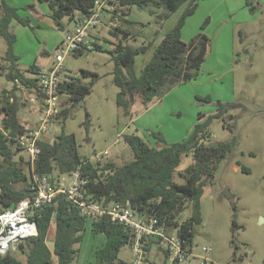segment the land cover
<instances>
[{"label":"trees","instance_id":"obj_1","mask_svg":"<svg viewBox=\"0 0 264 264\" xmlns=\"http://www.w3.org/2000/svg\"><path fill=\"white\" fill-rule=\"evenodd\" d=\"M48 3L52 18L63 27V18L69 16L77 21L89 15L95 7L96 0H38ZM200 0H114L119 20L127 21L123 15L128 14L133 6L143 8L152 5V13L160 25L184 4L176 24L166 32L162 40L155 44L149 42L140 46L130 45L120 36L114 44L116 60L114 81L118 86L116 102L124 109V114L131 119L138 111L132 107L139 105L147 109L153 102L161 100L165 93L180 83L196 79L211 50V38L205 32L210 19L207 18L198 32L189 42L182 38V29L186 19L194 14ZM160 9V10H158ZM115 14V15H116ZM106 16L103 14L102 19ZM13 18L27 24L28 20L19 14L18 8L11 6L7 0H0V36L7 41V49L1 68L7 69L6 78L12 82L11 90H4L0 96V211L15 207L22 199L33 195V174L47 175L54 186H59L62 176L70 174L81 165L82 175L87 177L86 196L89 200L98 201L108 207L114 203L133 206L145 217L156 216L168 227L177 228V234L183 248L193 253L195 226L203 222L202 198L208 183L215 177L219 164L234 150L237 139L216 141L212 136L210 124L213 119H223L224 125L234 128V122L226 121L225 114L233 102L222 99L214 100L211 94L197 95L199 100L216 103V111H200L198 121L189 135L181 141L168 142L161 130H149L156 140V145L134 133L124 134V139L134 152V159L123 164L113 160L94 161L84 157L79 150L75 134L65 131V121L72 114L73 108L92 92L93 81L84 83L76 78H63L60 91L66 94L70 104L61 108L54 117V122L63 123L62 131L52 140L45 136L38 142L40 152L31 162L29 154L17 143V136L29 128L21 121V103L15 93L17 85H26L31 93L41 95L37 78H30L17 66L18 56L14 54L16 36L10 31ZM115 18L113 17L112 20ZM124 34L128 31L116 26ZM118 35L116 31H113ZM93 49L104 50L102 44L93 43ZM154 48L152 57L137 73L135 59L141 53ZM87 46L76 50L81 54ZM107 50V49H106ZM36 65L29 71L38 73ZM84 75H95L83 70ZM19 80V82L16 81ZM205 138L204 140H201ZM24 150L26 155L21 152ZM193 157V162L180 169L184 157ZM244 172L249 167L238 161ZM176 173L182 178L176 180ZM232 244L236 257L238 253L237 231L244 227L238 220L237 204L233 203ZM189 212L183 219V213ZM29 218L36 221L37 234L20 240L10 250L0 255V264H72L79 255L76 245L82 242L84 233L91 222L94 234L103 233L106 241L95 250V259L88 264H132L131 259L120 258L123 246L131 247L134 240L133 229L119 221H114L108 214L88 217L64 193H58L53 202L29 212ZM52 222L56 224L53 247L47 241ZM153 240V239H152ZM149 240L146 249L150 251L153 242ZM152 241V242H150ZM169 257L166 247H163ZM149 261L146 257V264ZM174 260L172 264H179Z\"/></svg>","mask_w":264,"mask_h":264},{"label":"rangeland","instance_id":"obj_2","mask_svg":"<svg viewBox=\"0 0 264 264\" xmlns=\"http://www.w3.org/2000/svg\"><path fill=\"white\" fill-rule=\"evenodd\" d=\"M225 2L235 10L233 11V17L236 18L233 61L230 65L226 62L216 68L212 57L206 65L203 64L198 79L177 86V93H171L165 104L153 111L155 118L151 115L143 117L138 123V128L116 102L119 88L114 81L116 60L111 50L113 51L115 47L113 44H116L120 38L113 35V30L109 31L112 26L107 18H103L101 25L104 28L100 35L102 41H105V46L103 45L105 49L89 48L79 55L69 53L63 62L61 72L63 78H76L84 83L93 81L92 92L73 108L71 115L64 119L65 131L75 134L80 153L84 157L92 159L95 153H99L103 161L113 160L117 164H123L134 159V152L124 139V134L134 133L150 141L149 130L160 129L165 133L168 142L181 141L189 133L188 129L191 125L197 121L200 111L207 113L216 111V103L207 102L205 99L199 100L198 94L203 96L211 94L216 101L222 99L233 102L235 105L229 107L225 114L227 123L234 122L233 129L224 125L223 119L215 118L210 124V130L216 141L236 138L237 144L232 153L219 164L213 181L205 188L202 198L203 222L195 227L194 254L195 256L203 254L202 247L206 244L213 247L210 257L215 258V264H264V0H225ZM186 5L173 13L161 26L151 12L152 5L143 8L135 5L128 14L123 15L127 21L119 20L120 14H117L119 16L117 25L131 33H129L131 36H128L119 30L118 32L122 33L120 37L133 46L156 43L155 40H161L176 24ZM238 5H241L240 8ZM206 16L207 14L200 9L199 14L193 18L195 21L189 24V28L191 24L194 25L196 19H205ZM209 33L211 40L216 37L213 35V28ZM6 49L7 41L0 36V63L3 64L6 61L4 59ZM148 50L135 59L137 73L141 72L144 62L154 53L153 47ZM59 53L60 51L54 50V56L48 55L44 59L45 63L54 65ZM83 70H89L95 75H84ZM209 71H213L210 76ZM5 79L7 81V78H3L2 81ZM4 90L9 89L0 88V96ZM30 95L32 94L28 91L27 95L20 97L22 109L20 116L28 109ZM70 103L68 96L61 93V106ZM132 109L133 111L139 109L135 117L146 110L139 105L133 106ZM21 120L24 121L23 118ZM62 125L63 123L59 121L54 122L45 138L52 141L62 131ZM105 151L108 153L104 154ZM21 152L26 153L24 150ZM238 161L249 167L250 172H244ZM192 162L191 155L184 157L180 169ZM63 177L68 183L69 174ZM176 180H182L178 173ZM227 189L229 195L224 193ZM234 202L237 204L238 220L244 225L236 233L238 243L236 257L231 242ZM188 214L189 212H184L183 219ZM90 226L89 221L82 242L76 245L79 255L72 264L92 262L95 259V250L106 241L105 234H94ZM172 229L170 227V230ZM158 241L156 244L153 242L151 246L155 248L154 253L148 254L153 264H161L163 254L165 256L161 247L164 243L161 239ZM48 244L53 247L54 239H50ZM131 257V247L123 246L120 258L128 260ZM181 264H193V261L184 260Z\"/></svg>","mask_w":264,"mask_h":264},{"label":"built area","instance_id":"obj_3","mask_svg":"<svg viewBox=\"0 0 264 264\" xmlns=\"http://www.w3.org/2000/svg\"><path fill=\"white\" fill-rule=\"evenodd\" d=\"M103 14L108 15L112 26L116 25L115 21L118 16L114 0H96L95 7L89 15L77 17L76 26L64 34L57 46V50L61 53V55L60 53L57 55V62L49 68H42L37 73L36 78L41 95L34 94L31 101L37 103L40 116L35 126H28L29 129L25 133L16 137L17 143L28 152L33 164L35 157L40 152L38 142L49 132L54 123V117L62 108L60 83L64 82L61 76L63 62L67 54L74 53L83 46L93 48L94 44L90 42V38L102 24ZM113 17L114 20H112ZM16 81L19 82L17 79ZM212 138H214L213 134L206 140ZM107 153V151L104 152V154ZM91 160L103 161L99 153H95ZM69 177L68 183L61 181L59 186H54L47 175L34 173L33 195L22 199L13 208L0 211V255L6 254L20 240L37 234L36 221L29 218L30 211L52 203L58 193H64L88 217L108 214L112 220L122 222L133 229L132 264H146L148 250L145 246L148 240L152 239L162 240L172 261L178 260L181 263L188 258H196L197 264L213 263V259L210 257L211 246H204L203 254L196 256L194 253L186 252L176 228H173L175 231L170 230V227L165 222H161L158 217L142 216L129 204L114 203L105 207L98 201L89 200L85 193L88 179L82 175L81 165L73 170Z\"/></svg>","mask_w":264,"mask_h":264},{"label":"crops","instance_id":"obj_4","mask_svg":"<svg viewBox=\"0 0 264 264\" xmlns=\"http://www.w3.org/2000/svg\"><path fill=\"white\" fill-rule=\"evenodd\" d=\"M7 1L11 6L18 8L19 14L28 20L27 24L20 22L16 18H13L10 22V31L12 33H14L16 36V39L14 41V54L18 56V60H17L16 64L25 73V75L27 77L36 78L37 73H35V74L32 73L31 71H29V68L32 65H36L38 67L37 70H41L42 68L51 67L53 64L47 65L45 63L44 59L48 55L54 56V50H57V46L60 43L61 39L63 38L64 34L67 31L72 30L76 26V22L74 20L70 19L69 16H65L63 18L64 29H61L56 24L54 19L52 18V10L49 7L48 3L38 1V0H7ZM238 6L240 8L241 5H238ZM200 9L205 14H207L205 19L207 17L210 19V23L206 26L205 32L209 35L210 34L209 31L213 28V35L216 36L214 39L211 40L210 54H208V56L204 62V65H206L208 63V61L212 59V57H214V59H212V61H214L216 63V68L218 66H223L226 62H229V65H230V63L234 59V21L236 18L234 19V17H233V11H235V10L233 9V7H231L229 5V3H226L225 0H200L196 11L194 12V14L190 15L186 19V23L182 29V38L186 42H189L192 39V37L195 36L201 30V26H202L201 24L205 20L203 18H201L200 20H199V18H198V20L196 19V22L194 23L195 26L194 25L192 26V24H191V26L189 28V24L191 23V21L194 20L193 18L199 14ZM104 18H107L109 21V24L112 26L110 18L108 17V15H106ZM116 21H117V19H116ZM116 21H115V23H116ZM162 24L163 23H161L160 26ZM215 24H219V25L215 26ZM116 26H117V23H116V25L112 26L113 28L111 27L109 29V31H111V30L116 31L118 35H115V34H113V35L119 38L120 34H122L123 31H122V33H119L118 30L115 29ZM191 27L193 28L192 30H191ZM103 28H104L103 25H100L98 27V29L95 32H93V34L90 38L91 43L98 41L102 45L105 46V41H102L101 35H100ZM123 30L128 31L125 28H123ZM128 32L130 33V31H128ZM161 40H155V42H156L155 44H158ZM113 46H114V44H113ZM148 51H150V50H148ZM223 59L225 61H223ZM148 60H146L144 62V65ZM2 65H3V63H0V88L11 90L14 87L13 83L8 81V80L6 81V79L4 81H2L3 78H6V74H7V69L1 68ZM212 72L213 71H209L208 75L210 76V74ZM198 77H199V75H198ZM220 78H221V74L219 75V79ZM196 79H198V78H196ZM190 81H188V82H190ZM181 84L182 83L176 85L161 100H157V101L153 102L145 110V112L143 114L141 113L139 116L133 118L132 121H134L137 128L139 126L138 125L139 121L143 117H148L151 115L152 118H155L153 111L157 110L158 107H161L160 105H162L163 103L165 104V100L167 99V97L169 95H171V93H177V90H176L177 86H180ZM28 90L29 89L27 88L26 85H19V89H17V87H16L15 93L17 94V96L20 99L21 95H24V94L27 95ZM31 94L32 95H30V96L32 97L34 95V93H31ZM180 114H181V111H180ZM39 116H40V111L38 109V105H37V103H33L31 101V98H30L28 109H27V111L25 110L24 115L22 114V116H20V119H22V118L24 119L23 123L26 125V127L35 126L38 119H39ZM197 121H198V117H197ZM194 124L191 125V127L188 129L189 133L191 132ZM158 130H160V129H158ZM189 133L184 138H186L189 135ZM148 137H149L148 140H150V141H148L150 143V145L155 146L156 145L155 138L153 136H151L150 133H148ZM184 167H182V168H184ZM62 181H65L63 176H62ZM90 228H91V226H90ZM176 230H177V228H176ZM173 231H175V229H173ZM55 234H56V224H55V222H52L51 227L48 231L47 241L49 242L50 239L55 240ZM152 241H154V240H152ZM148 242H149V240H148ZM49 246L52 247L51 245H49ZM204 246H211V245L205 244V245H203V247ZM161 247H166V245L163 244V246H161ZM154 249H155L154 247H151L150 251H148V253H147V256L149 253H150V255L152 253H154V251H155ZM212 251H213V247H212ZM163 252H164V250H163ZM164 253H165V256L163 254V259L161 261V264H172V262H173L172 259L170 257L166 256V252H164ZM167 253H168V251H167ZM193 253H195V249H193ZM186 260H192L193 264L198 263L196 258H188ZM215 263H216V260L214 258L212 264H215ZM147 264H153V261H151L149 259ZM179 264H181V263H179ZM217 264H220V263H217Z\"/></svg>","mask_w":264,"mask_h":264},{"label":"water","instance_id":"obj_5","mask_svg":"<svg viewBox=\"0 0 264 264\" xmlns=\"http://www.w3.org/2000/svg\"><path fill=\"white\" fill-rule=\"evenodd\" d=\"M224 193H225V194H227V195H229V194H230L228 189H227V191H225Z\"/></svg>","mask_w":264,"mask_h":264}]
</instances>
